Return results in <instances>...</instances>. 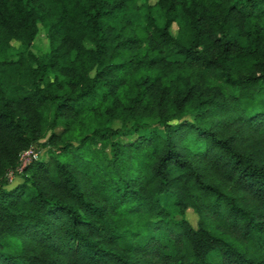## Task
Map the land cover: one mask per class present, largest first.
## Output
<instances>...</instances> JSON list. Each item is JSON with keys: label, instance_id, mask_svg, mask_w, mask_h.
Here are the masks:
<instances>
[{"label": "trees", "instance_id": "trees-1", "mask_svg": "<svg viewBox=\"0 0 264 264\" xmlns=\"http://www.w3.org/2000/svg\"><path fill=\"white\" fill-rule=\"evenodd\" d=\"M0 264H264V0H0Z\"/></svg>", "mask_w": 264, "mask_h": 264}, {"label": "rangeland", "instance_id": "rangeland-1", "mask_svg": "<svg viewBox=\"0 0 264 264\" xmlns=\"http://www.w3.org/2000/svg\"><path fill=\"white\" fill-rule=\"evenodd\" d=\"M47 30H48L47 26H44V25L40 26L39 34L32 47V50L37 54L42 55V54L49 52L50 50ZM174 31H176V27H174ZM31 148H34V150L39 152L41 157H47V151H45L44 149L42 150L39 145L35 144ZM21 181L22 179L20 177H16L15 179H13V181L10 182L9 187H13L17 185L18 183H20ZM163 204H165L169 208L170 211H173L172 205L174 204V198L173 197L165 198L163 200ZM188 217L193 222V224L196 225L197 219H198L197 216L194 215L193 213H189Z\"/></svg>", "mask_w": 264, "mask_h": 264}, {"label": "built area", "instance_id": "built-area-1", "mask_svg": "<svg viewBox=\"0 0 264 264\" xmlns=\"http://www.w3.org/2000/svg\"><path fill=\"white\" fill-rule=\"evenodd\" d=\"M40 157V153L34 150V148H29L21 153L20 161L18 167L10 171L7 174L8 180L11 182L13 179L16 178L17 174H21L26 167H28L31 163H33L35 160H38Z\"/></svg>", "mask_w": 264, "mask_h": 264}]
</instances>
